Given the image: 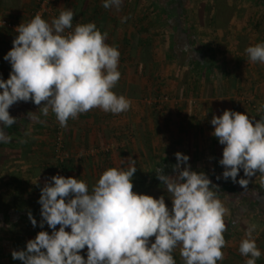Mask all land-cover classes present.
Wrapping results in <instances>:
<instances>
[{
  "label": "clouds",
  "instance_id": "9594fccd",
  "mask_svg": "<svg viewBox=\"0 0 264 264\" xmlns=\"http://www.w3.org/2000/svg\"><path fill=\"white\" fill-rule=\"evenodd\" d=\"M122 2L102 0V6L119 10ZM73 17L65 9L49 23L36 14L15 27L17 35L3 57L11 71L7 79L0 77V144L11 140L5 129L17 123L9 113L17 102L39 106L44 116L51 110L61 127L94 108L112 114L130 108L131 101L114 91L120 79L118 48L105 42L107 34L95 23L73 26ZM245 52L251 62L264 63V42ZM29 113L30 119L39 118ZM210 124L222 146L217 163L223 171L216 180L244 189L257 173L264 176V117L224 109ZM174 157L172 174L165 172L167 166L154 170L170 206L164 195L133 191L137 167L132 158L126 167L105 169L91 188L71 176L46 178L37 200L39 225L27 213L41 230L23 249L12 250L11 258L21 264H177L173 252L179 247L182 264H218L226 243V208L214 191L218 185L193 170L186 154ZM45 224L50 232L43 230ZM255 230L249 225L239 243L245 264H256L262 255Z\"/></svg>",
  "mask_w": 264,
  "mask_h": 264
},
{
  "label": "crops",
  "instance_id": "0c3cea01",
  "mask_svg": "<svg viewBox=\"0 0 264 264\" xmlns=\"http://www.w3.org/2000/svg\"><path fill=\"white\" fill-rule=\"evenodd\" d=\"M101 1L55 0L52 5L48 3L49 10L40 15L42 17L45 14L43 19L50 23L60 11L70 9L74 13L73 25L89 22L98 25H112V22L105 20V16L113 9V13L111 11L113 19L121 21V6L119 10L106 9L102 6ZM142 1L133 0V14L142 13ZM178 2L180 1L166 0L164 3L168 11L172 7L180 6L178 8H183L184 17L189 14L185 18V23L189 30L202 43L206 44V55L213 57L217 69L220 70L211 72L206 79H203L200 75L187 69L186 66L179 65L174 57L169 56V58L164 55L165 50H158L157 56L154 54L153 56L155 61L161 62L158 65L161 85L156 93L151 92V98H146L148 96H144L145 98L141 100L128 98L131 101L130 108L120 114L106 113L98 108L90 110L92 115L98 116L101 113L106 115L104 120L107 122L108 128L106 132L100 134L95 128L98 124L90 125L89 128H85L87 129L85 131L79 122L83 120L82 123H84V119H74L76 120V122L73 121L74 125H70V122L67 123V128L72 129V137L69 138L70 146L75 148L78 141L87 138L86 155L91 154L93 159L96 158L97 149L101 146L100 142H107L106 145L109 143L111 150L107 158L109 165L105 163L101 173L110 167H126V159L132 158L136 160L137 167L132 180L133 188L141 184L139 180L141 175L149 176L152 182L149 187L147 186L148 192L138 193L151 195L154 198L164 195L168 206H170V201L167 198V193L154 172L157 167L167 166L165 172L172 174L170 166L176 163L174 153L181 152L189 156L188 163L193 170L205 172L215 185L222 184L224 180L218 181L215 178L223 171L222 166L217 163L222 156V146L211 135L213 126L210 124V120L212 116L214 114L218 116L224 109H230L240 113L245 112L250 118H255L264 111V63L251 62L245 52L246 47L264 42V0H230V5L236 10L231 24L225 29L217 30H212L208 24L209 16L213 13L211 0H184L177 4ZM79 7L82 11L76 15L75 12ZM25 8L28 10L27 6ZM122 9L124 12L128 11V8ZM16 10L7 16L8 19L12 18V14L20 12V10ZM21 12H25V10ZM98 12L101 13L100 19L89 20L91 18L88 16L91 13L99 16ZM195 13L202 14V18L194 21L192 16H195L193 15ZM84 18H88L89 21L82 22ZM192 23L193 25H191ZM240 23L244 25H237ZM9 24L14 25L11 21ZM171 32L172 30H168V33ZM161 53H163L162 57ZM191 64L189 62L188 65ZM124 68L123 78L133 79L141 84L146 83L139 77L131 75L129 68L126 66ZM155 95L157 96L154 97ZM155 102L156 104H154ZM93 119L96 118L93 117ZM31 125L34 124L31 123ZM36 134H28L30 138L28 145L32 149L37 148L36 144L45 141L43 136ZM115 144L118 146L117 150ZM122 160L125 161L123 165L121 164ZM12 163H8L7 166H12ZM92 166L95 167L94 164ZM86 167L84 170L82 167L83 174L96 171L95 168H92L91 171L88 165ZM251 184L257 189H264V176L257 173L251 178ZM8 189L12 190L11 187ZM3 190H7V188L0 190V195L4 194ZM218 198L226 208L224 216L226 243L222 249L224 259L218 264H245L246 257L239 253V243L244 237V231L251 224L256 225L253 235L257 241L260 231L264 228V204L259 201L260 197L259 199H250L247 207L240 208L241 206L238 207L234 202L222 199L220 196ZM229 225L232 227L231 229L228 228ZM43 230L50 232L46 224ZM34 237L35 235H31L29 239ZM14 238L17 239V236L15 235ZM19 239L17 240L21 242L22 246L18 248L15 243L14 250L25 247L26 243ZM259 249L262 255L256 264H264V248L259 247ZM173 255L177 264H182L179 247L174 250ZM227 260L230 261L227 262Z\"/></svg>",
  "mask_w": 264,
  "mask_h": 264
},
{
  "label": "trees",
  "instance_id": "16d2710c",
  "mask_svg": "<svg viewBox=\"0 0 264 264\" xmlns=\"http://www.w3.org/2000/svg\"><path fill=\"white\" fill-rule=\"evenodd\" d=\"M178 1L180 2L177 4H180L184 0ZM40 2L41 0H37L33 9L26 10L25 6L28 7L29 5L28 0H0V19L8 23L10 21L14 23L12 27L0 26V77L7 79L11 71L10 64L3 57L12 47V40L17 35L14 31L15 27L20 23H27L31 20L39 8L37 4H40ZM54 2L55 0H49L51 5ZM142 2L143 10L141 14L138 12L133 14V0H123L120 22L117 19H113L111 14L113 9H111L110 13L105 16V20L112 22V25L96 24L102 33L107 34L105 42L109 45H115L120 52L118 64L120 79L114 88L118 95H124L129 99L141 100L146 96H148L146 98H151V92L156 93L159 90L161 74L158 65L161 62L155 61L153 56V54L157 56L158 50H165L164 55L174 57L179 65L186 66L187 69L196 75H200L203 79H206L211 72L220 70L217 69L213 57L206 55V44L202 43L189 30L188 25L185 23L183 8H178L180 6H177L170 8V11H168L165 4L166 0H143ZM211 2L213 13L209 16L208 24L212 30L225 29L231 24L236 11L235 8L230 5V0H211ZM80 7L75 12L76 15L82 11ZM122 8H128L129 12L125 11V13ZM16 9L20 10V12L12 14V18L8 19L7 16ZM24 10L25 12H21ZM98 15L95 16L94 13H91L88 16L91 18L89 20L97 21L98 18L100 19L101 13L98 12ZM89 20L84 18L82 22ZM168 30H172V32L168 33ZM159 44L161 45L159 46ZM162 54H160L161 57L163 56ZM189 62L192 64L188 65ZM125 66L129 68L131 75L139 77L146 83L141 84L133 79L127 80L123 78L122 74ZM145 91H148V93H145ZM38 107L31 102L22 101L12 105L9 113L17 119V123L5 129L6 133L11 137L10 142L0 144V166L13 162L8 170L6 169L0 173V190L11 187L10 194L14 198L7 211H0V232L16 235L17 238L22 239L25 243L31 235H36L41 230L39 226L35 228L32 226L28 220L27 213L30 211L39 225L41 217L39 214L40 205L37 200L40 187L43 186L45 179L55 174L65 177L71 176L86 182L91 188L101 174L103 165L105 163L109 165L107 164V158L111 151L109 143L106 145L107 142H100L101 146L97 149L96 158L93 159L91 154L86 155L87 138L78 141L75 148L74 146L71 147L69 138L72 137V129L70 128V131L67 127H61L55 117L54 121H50L40 113ZM29 112H35L39 118L30 119ZM93 117L96 119H93ZM261 117H264V111L256 116L255 119L258 120ZM78 118L84 119V123H82L83 120L79 121L84 129L89 128L90 125L98 124L97 127L95 126L98 129V134L107 131L108 124L104 120L106 115L103 113L97 116L92 115L88 111L80 114L76 120ZM76 120L69 119L68 122L71 125ZM31 123L35 124V129L41 132L39 134L44 139L46 132L52 131L51 142L46 144L47 140L41 141L40 144H36L37 148L32 149L28 145L30 143L28 133L31 129ZM74 127L76 128V126ZM47 146H49L51 153H47ZM115 146L117 145L115 144ZM117 149L118 146L116 147ZM51 157H53V160H50ZM87 165L91 168V171L92 168H95L96 171H89L83 174L82 167L84 170ZM241 177H243L242 170L238 179ZM139 180L141 184L136 185L133 191L137 193L148 192V187L152 182L150 177L141 175ZM217 185L218 190L214 189V191H217V195L222 199L234 202L238 207L241 206L240 208L247 207L250 199H259L260 197L261 200L259 201L264 204V189L253 187L251 178L247 188L244 189L238 184H233L230 180ZM228 228L231 229L232 227L229 225ZM256 244L260 248H264V228L260 231ZM1 258L7 260L10 257L7 256L0 245ZM229 261L227 260V262Z\"/></svg>",
  "mask_w": 264,
  "mask_h": 264
},
{
  "label": "rangeland",
  "instance_id": "374dc122",
  "mask_svg": "<svg viewBox=\"0 0 264 264\" xmlns=\"http://www.w3.org/2000/svg\"><path fill=\"white\" fill-rule=\"evenodd\" d=\"M36 1L37 0H28V7L27 9H33V7L36 5ZM39 4H37L38 6ZM43 13V12H42ZM201 13V12H200ZM45 14H43L42 18L44 17ZM195 16H192L193 17V20L194 21H198L202 18V14H199V13H195L193 14ZM189 14H187L186 17H188ZM185 17V18H186ZM187 21H189L187 19ZM193 25V23L191 24ZM237 25H244L243 23H240V24H237ZM162 54V53H161ZM163 55V54H162ZM138 81H141L140 79H138ZM47 119H49L50 121H54V117L55 115L51 112V110H49V113L48 115L46 116ZM35 124L34 125H31V129L29 130V135L31 134H34V133H37L36 135H39V132L37 131V129H35ZM46 137H45V140L46 141V144L49 142H51L52 140V131L50 132H46ZM48 148V152L47 153H51V150H49V146H47ZM49 160V158H48ZM50 160H53V157L50 158ZM39 161V160H38ZM10 166V165H9ZM9 166L7 165H2L0 166V173H2L4 170H6L7 168H9ZM10 189L7 188V190H3V195H0V211H7L10 207V204L13 202V197L11 196L12 194H10L11 191H9ZM14 236L13 235H10L8 234L7 232H0V245L2 246V248L5 250L6 254L8 257H10L9 259L7 260H4L3 258L0 259V264H21L20 261L18 260H13L11 258V251L14 250V245L16 247V244H17V247L20 248L22 245H20V242H18V238L17 239H13ZM16 243V244H15Z\"/></svg>",
  "mask_w": 264,
  "mask_h": 264
},
{
  "label": "built area",
  "instance_id": "2783aa9c",
  "mask_svg": "<svg viewBox=\"0 0 264 264\" xmlns=\"http://www.w3.org/2000/svg\"><path fill=\"white\" fill-rule=\"evenodd\" d=\"M48 3H49V0H41V2L39 4L40 8L36 11L35 15L36 14H42V12L48 11L49 10ZM0 26L12 27V25L7 23L5 20H1V19H0Z\"/></svg>",
  "mask_w": 264,
  "mask_h": 264
}]
</instances>
